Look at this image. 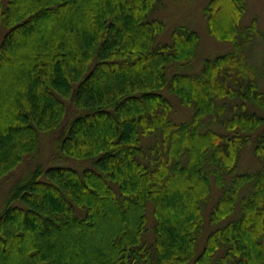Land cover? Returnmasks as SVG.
Instances as JSON below:
<instances>
[{"label":"trees","instance_id":"16d2710c","mask_svg":"<svg viewBox=\"0 0 264 264\" xmlns=\"http://www.w3.org/2000/svg\"><path fill=\"white\" fill-rule=\"evenodd\" d=\"M164 2L0 0V179L42 132L91 166L39 163L11 183L0 264H264V64L248 60L263 34L242 22L247 0H208L209 34L233 49L167 77L199 36L158 39ZM247 144L258 163L241 170ZM209 204L208 225L226 222L195 257Z\"/></svg>","mask_w":264,"mask_h":264},{"label":"rangeland","instance_id":"374dc122","mask_svg":"<svg viewBox=\"0 0 264 264\" xmlns=\"http://www.w3.org/2000/svg\"><path fill=\"white\" fill-rule=\"evenodd\" d=\"M207 1L208 0H165L164 4L154 11L155 16L159 17L164 22V29L157 37L162 42H170L172 30L179 25H186L196 30L199 36L195 56L188 62H172L168 64L166 68L167 77H170L175 72L187 74L197 73L202 68L205 59L214 58L217 55L229 52L233 49V43L231 41L218 40L209 34L203 14V7ZM252 19H256L257 26L263 35H259L255 38L254 45L249 49L248 60L253 65L261 68V66H263L262 64H264V0H247V12L242 22L248 24ZM261 72L262 77L260 80L264 82V71ZM164 94H166L173 104L171 112L172 118L178 121L187 120L191 115L192 108L183 105L179 98L175 97L173 94L171 95L166 92H164ZM54 133L55 132L40 133L37 152L26 156L7 179H0V208L2 207L5 195L11 183L18 179V177L20 178L22 174L28 175L39 163H42L45 168L46 166L64 164L79 171L86 167H91L90 163L89 166H87L88 160L69 159V157L64 158L61 151L58 149V138L54 136ZM54 162L60 164H53ZM257 163L258 160L254 157L251 145H245L239 158L240 169H252L256 167ZM216 191L215 189V193ZM217 195H214L213 192L211 203L215 201ZM209 208L210 204L209 207L206 208V211H204V228L196 242L195 257L202 250L208 233L226 222L223 220L213 226H209ZM148 212L150 213V209H148ZM221 253L222 250L219 249L215 254V258ZM187 264H194L193 259Z\"/></svg>","mask_w":264,"mask_h":264}]
</instances>
